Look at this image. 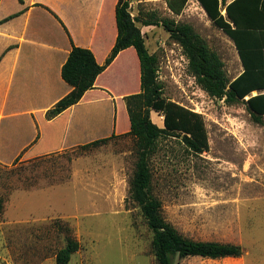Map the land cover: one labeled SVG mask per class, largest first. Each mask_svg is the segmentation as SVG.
Listing matches in <instances>:
<instances>
[{"label": "rangeland", "instance_id": "1", "mask_svg": "<svg viewBox=\"0 0 264 264\" xmlns=\"http://www.w3.org/2000/svg\"><path fill=\"white\" fill-rule=\"evenodd\" d=\"M167 1L130 0L128 10L148 52L157 58L163 96L202 115L209 149L194 155L180 138L162 137L150 160L152 192L161 202L163 218L183 236L243 248L240 258L175 257L173 264H264V126L252 121L243 103L228 106L196 85L163 21L191 26L218 54L229 78L235 74L230 67L236 55L197 0H188L177 16ZM107 36L108 31L97 42V52L109 44ZM105 78L113 97L139 91L131 53L120 57ZM123 102L102 100L76 110L82 131L74 140L83 144L114 134L106 145L39 157L27 152L15 163H9L12 154L3 155L0 264H54L42 259L54 257L67 237L80 244L68 264H157L151 233L129 200L136 155ZM150 115L162 128V115Z\"/></svg>", "mask_w": 264, "mask_h": 264}, {"label": "trees", "instance_id": "2", "mask_svg": "<svg viewBox=\"0 0 264 264\" xmlns=\"http://www.w3.org/2000/svg\"><path fill=\"white\" fill-rule=\"evenodd\" d=\"M188 0H168L167 7L179 15ZM213 25L233 42L244 71L230 81L218 54L187 24L171 20L162 22L170 38L177 43L187 60V71L196 85L210 98L232 106L243 103L252 121L264 126V0H197ZM130 0H117L115 6L116 38L102 65L91 50L72 46L61 69L62 80L72 90L45 113L51 120L76 105L82 96L94 89L97 77L117 58L120 52L133 48L139 62V92L123 97L129 120V132L135 146L134 171L129 183V200L135 205L148 231L150 248L157 264H173V259L201 258L220 260L240 258V245L215 241H196L180 234L162 216L160 200L152 192L150 160L162 137H178L194 155L208 151V133L201 114L166 99L158 81V61L150 54L140 29L128 10ZM224 11V14L222 13ZM150 25L152 23H145ZM156 24V23H155ZM157 25V24H156ZM131 67H128L130 73ZM130 76V74H129ZM130 89V88H126ZM132 91V90H130ZM151 112L163 117V127L151 120ZM101 138L78 146L81 150L106 145L111 138ZM17 158L14 160V163ZM2 200L0 199V211ZM80 250L79 242L67 237L64 246L55 254L56 264H68Z\"/></svg>", "mask_w": 264, "mask_h": 264}, {"label": "crops", "instance_id": "3", "mask_svg": "<svg viewBox=\"0 0 264 264\" xmlns=\"http://www.w3.org/2000/svg\"><path fill=\"white\" fill-rule=\"evenodd\" d=\"M116 3L117 0H0V163H6L5 153L13 155L11 163L23 153L34 152L36 156H31L39 157L87 144L74 140L75 133L82 131L76 110L102 100L123 101V94L113 97L106 90L105 78L123 55L132 54L139 79L135 51L126 49L76 105L51 120L45 118V113L72 90L61 78L72 46L91 50L97 63H104L117 34ZM107 31L110 42L104 51L97 52V42ZM226 40L236 55L230 67V72L232 68L235 71L229 78L233 81L244 68L233 42L227 36ZM259 93L264 91H254L244 100ZM125 118L129 128L126 114ZM44 259L56 263L55 256Z\"/></svg>", "mask_w": 264, "mask_h": 264}, {"label": "built area", "instance_id": "4", "mask_svg": "<svg viewBox=\"0 0 264 264\" xmlns=\"http://www.w3.org/2000/svg\"><path fill=\"white\" fill-rule=\"evenodd\" d=\"M192 111H194V112H197L196 110H194V109H191ZM198 113V112H197ZM200 114V113H199Z\"/></svg>", "mask_w": 264, "mask_h": 264}, {"label": "bare ground", "instance_id": "5", "mask_svg": "<svg viewBox=\"0 0 264 264\" xmlns=\"http://www.w3.org/2000/svg\"><path fill=\"white\" fill-rule=\"evenodd\" d=\"M161 118V117H160ZM162 119V118H161Z\"/></svg>", "mask_w": 264, "mask_h": 264}]
</instances>
